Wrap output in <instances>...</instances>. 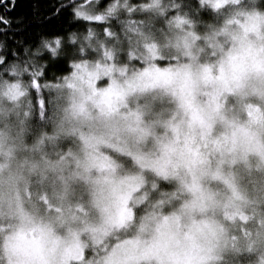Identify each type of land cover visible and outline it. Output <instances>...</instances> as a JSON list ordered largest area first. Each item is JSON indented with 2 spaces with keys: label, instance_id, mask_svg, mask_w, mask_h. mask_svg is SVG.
<instances>
[{
  "label": "clouds",
  "instance_id": "obj_1",
  "mask_svg": "<svg viewBox=\"0 0 264 264\" xmlns=\"http://www.w3.org/2000/svg\"><path fill=\"white\" fill-rule=\"evenodd\" d=\"M15 3L0 264H264V0H53L28 41Z\"/></svg>",
  "mask_w": 264,
  "mask_h": 264
},
{
  "label": "trees",
  "instance_id": "obj_2",
  "mask_svg": "<svg viewBox=\"0 0 264 264\" xmlns=\"http://www.w3.org/2000/svg\"><path fill=\"white\" fill-rule=\"evenodd\" d=\"M11 3V0H7ZM53 0H16L15 7L8 13V16L13 18L23 17L21 23L24 24V28L21 32L15 33L17 36H23L25 41L35 40L38 32H57L62 31L64 25L67 23L68 12L67 10H62L59 16H52L48 19L44 17L51 12L53 9L51 5ZM37 5L34 11L33 5ZM3 5H0L2 8ZM38 17V19H37ZM62 63V62H61ZM60 65H56L59 67Z\"/></svg>",
  "mask_w": 264,
  "mask_h": 264
}]
</instances>
